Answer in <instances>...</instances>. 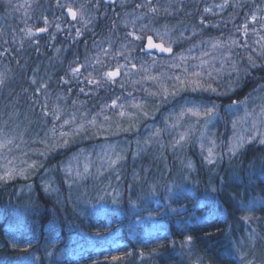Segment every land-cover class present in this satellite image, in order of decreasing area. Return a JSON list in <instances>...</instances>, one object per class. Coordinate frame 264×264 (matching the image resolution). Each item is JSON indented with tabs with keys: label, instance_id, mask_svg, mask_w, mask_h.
Segmentation results:
<instances>
[{
	"label": "trees",
	"instance_id": "trees-1",
	"mask_svg": "<svg viewBox=\"0 0 264 264\" xmlns=\"http://www.w3.org/2000/svg\"><path fill=\"white\" fill-rule=\"evenodd\" d=\"M40 1L34 0L24 13L28 20L38 24L43 23L41 8L50 14L54 8L53 4L42 5ZM262 2L258 0L254 8L243 1L240 7L221 9L215 6L223 0H182L180 16L172 15L170 8L171 15L165 14L163 9L168 5L156 3L161 9L159 15L151 14L146 21L194 26L193 21L204 17L206 24H224L233 19L242 25L257 6H263ZM206 7L212 8V12H204ZM181 18L184 20L178 22ZM192 32L189 28L184 33L191 39L174 44L175 53L191 48L196 54L203 38L227 37L232 33L229 29H204L192 36ZM18 35L22 34L14 32L7 43L0 45V50L17 49L14 40ZM173 36L180 37L178 29ZM84 38L79 43H93V38ZM36 40L38 44L33 41L30 53L34 55L36 51L37 57L30 55V59H39L40 65V58L48 55L50 49L40 42V37ZM79 47L73 53L83 63L85 57L93 55L89 53L92 46ZM139 53L140 60L151 59L155 54ZM18 69L12 68L16 76L22 75ZM19 83L32 84L29 79ZM77 83L72 81L73 89L67 98L69 102H85L79 109L97 113L101 104L116 96L121 97L122 103L129 101L126 102L130 83L124 89L117 84L98 93L91 92V85L79 84L89 95L80 93ZM262 84L264 69L252 70L239 87L217 101L225 109L233 105L232 101L249 97ZM38 85L39 81L35 86ZM37 95L32 94L29 102L17 96V101H23L25 107L33 104L38 111L42 108V96L37 99ZM22 105L17 106L24 108ZM94 142H79L58 150L47 161L46 168H58L73 151ZM206 155L195 143L166 152L151 150L139 159L129 156L122 163L125 169L122 173L119 170L118 175L112 176L110 171L99 175L92 170L80 181L69 183L56 169L58 195L45 191L39 175L31 193L20 191L19 180L0 184V264H242L241 252L248 253L247 258L254 259V264H264V145L258 141L246 143L235 156L222 153L214 157L216 163L211 165L205 162ZM188 161L192 168L187 167ZM245 216L252 219L245 220ZM252 233L255 238L250 240ZM189 235L193 237L190 245L184 243ZM106 246L113 251L98 253L99 247Z\"/></svg>",
	"mask_w": 264,
	"mask_h": 264
},
{
	"label": "rangeland",
	"instance_id": "rangeland-1",
	"mask_svg": "<svg viewBox=\"0 0 264 264\" xmlns=\"http://www.w3.org/2000/svg\"><path fill=\"white\" fill-rule=\"evenodd\" d=\"M243 1L246 4L250 3V6H253V8L255 6V3L257 4L258 2V0H239V3L240 2L243 3ZM31 2L33 3L34 0H0V45H2L5 41H8V39L14 35V32L16 33L19 32L20 34H22V35H18L20 37L14 40L15 44L17 45V49L0 50V53H3L2 55H0V73H6L7 76L4 85L0 86V138L16 137L14 144L9 146L12 149L11 151H9L8 149L0 150V174H3L5 167H13V166L24 167L25 165L21 163L22 160H28L29 162H31V160L38 159L43 164V167L40 168L38 171L34 172L29 179L17 177L14 180L0 182V184H5L7 182L19 180L21 181L20 191L25 193H31L33 191L35 179L39 175L38 180L42 183L44 189L46 185H50L51 188L54 189L53 191H49L47 193L58 195L60 194V190L57 186V181L55 177L56 169H58V171H60L63 174V177L65 176L67 183L71 181H77V182L80 181L82 178H85L87 175H90L92 173V170H96V172L99 175L108 171H110L112 176L116 174L118 175L119 170L122 173V171L125 169L122 167V163L126 159H128L129 156H131L132 160H134V159H139L142 154L148 153L151 150H156V151L162 150L164 152H166V149L171 150V147L169 146L170 141H172L174 137H177L180 132L189 130L190 125H192L190 129L191 134L189 136L188 142L184 144V146L188 147L189 143H195V145L201 149V143L203 142L205 145V148L203 150L206 151L207 147L211 146L209 144V140H215L216 147H215L214 157H217L222 153H229L228 145L233 142L235 137L237 136H243L246 138L249 137L252 134L251 132L252 121L254 118L257 119V127L259 131L264 132V123H261L258 118V114L260 111L259 106L261 104H264V84H262L249 97H247L246 106L243 103H239L237 105L226 106L224 109L221 107L220 103L217 100L219 97L225 95L221 96L213 92H191V91L182 92L180 93L179 96L175 98H169L168 103L160 104L159 111L153 112V114L148 119L141 120L139 122L138 131L134 130L132 132H119L118 134L115 135L109 134L107 132H104L99 135H92V132H94L95 129H89V132L87 134H80L79 136H76L68 147L59 148L56 151L51 152L47 156V158L33 154L34 149L43 148V145H40L38 143L34 144L32 141L45 138V133L48 132V129H50L53 126V124L56 125L57 131L59 132L61 130L59 126L60 124H62L63 121L62 120L55 121L50 115L45 117L43 115L42 108L40 109L41 111L40 110L37 111L36 109L39 108H37L33 104L27 105L25 107L24 105H22V103H24L23 101H17L18 100L17 96L29 102L30 97L32 100V94L35 95L38 94L37 99L41 94L42 98L40 100V103L42 104L45 102L46 99L45 96H50L54 102L51 100V98L47 97V100H49L47 101L49 107L52 108L58 103L62 109L63 118L67 119L74 113L77 116L78 121H80L82 118L90 119L96 113L89 112L88 111L89 109H85V110L79 109L78 107L81 106V104L73 105L72 101L69 102L68 101L69 98L67 97L70 96L71 91L73 89V86L71 85L72 82L66 85L62 83L60 80L61 77H65L66 79L69 78L66 76V73L70 71V65L75 66V64H73V61H76L78 57L75 55V53L68 52V50L69 48H72V46L74 45L76 47V42L79 43L81 39L86 36L87 38L88 37L93 38L92 50L89 52L90 54L95 55L98 52V48L94 47V42H96V44L104 48H109L111 44L110 51H114L119 48L120 44L127 43V41L125 40V34L126 32L131 31L132 28L131 26L125 28L123 21L122 22L117 21L118 23L116 22L117 16L120 17L122 13H117V12L115 13L113 11H110V13L106 12L103 8L104 6L101 0H100L101 6L99 8H95V0H89L88 11L92 16L95 17L93 23L89 24L85 29L82 28L80 23L73 21L72 24H70L71 30L69 31V33H71V35L69 34V37L71 36L72 39L69 40V43L68 40L65 41L62 40V42L60 43L61 45L60 48L59 47H56L55 49L50 48V52L48 53V55H43L42 58H40L41 63L39 65L38 64L39 59L37 61L30 59V55L37 57L36 56L37 52L35 51L34 55H32V53L30 52L31 49L33 48V41L35 40V42H37L36 39L39 37L41 33H38L34 37L29 39L24 34V32L21 31V29H25L28 27H31L33 29L40 27L39 24L36 23V20H28L27 15L24 14L26 8L30 5ZM81 3L83 2L81 1ZM166 3H168L166 4L168 5V7L170 5L169 8L171 10L172 15H176V16L181 15L180 11H182L183 9V6L181 7L182 0H166ZM231 3L235 5L237 3V0H231ZM256 9L254 11H256ZM259 9L260 11L257 12V15L258 16L264 15L263 14L264 9H262L261 7H259ZM145 11H146L145 9L136 8L134 5L133 10H129V11L126 10L125 12L134 13L135 15H140ZM150 15L151 14H149V16ZM149 16L146 18H149ZM106 17H110L113 20H110V23L108 24L107 21H105L104 19ZM38 18L40 17L38 16ZM68 18L69 20L71 19L69 16ZM146 18L143 21H137V27L139 26L140 23H149L146 21ZM124 19H132V16H129L127 18L124 17L123 20ZM183 20L184 19L181 18V20L179 19L178 22H182ZM246 20L247 19L245 18L244 23ZM248 20L249 21L247 22L249 23L250 28H256L259 30L260 28L259 24H252L250 19ZM113 22H115V26ZM197 22L193 21L194 26L179 25L177 23H172L167 25L169 26V28L172 29L171 35L172 38L177 41L176 43L182 42L184 38L173 36L174 30L178 29L180 34V32L185 33L186 31L189 30V28H192V31L195 29L196 32L202 31L204 29H209L212 31H216L217 29L218 30L229 29L232 32L230 36H233L240 40L244 39L241 33H237L235 31V28L239 26V24L234 22L233 19L227 21L229 24H227L226 27H224L223 23L215 22L209 24L207 23L205 26H203L202 30H201V25ZM213 24H219L221 25V27L219 28L212 27ZM163 25H166L164 21H162L161 23H152L151 26L163 30L162 28ZM43 26L44 23L41 27ZM77 28L81 29L83 35L78 38H75V31ZM227 37L220 36L221 39H225ZM257 38L258 37L256 35H252L250 33L249 36L247 37V42L250 46L248 49L237 48L232 50L234 53L232 59L238 61V64L241 67V69L245 67V62L241 61L240 57L242 55H246L247 52L251 51L252 47L256 46L254 44V41ZM209 40L210 38L208 39L203 38L201 41L207 42ZM21 41L23 42L22 48L20 46ZM64 46L67 47L63 49ZM199 47L200 48H198L196 54H194V52L189 53L188 51L180 52L183 53L185 56L189 57L187 61V65L189 66L190 70L192 65L199 64V59H191V57H200L208 60L211 59V56H216L217 59L211 62L215 65V67L217 68L221 67L219 53H211V56L209 57H202L203 52L205 51L211 52L210 44L204 45L200 43ZM57 49H60V51H57ZM93 49L95 50L94 53H93ZM155 54H153L151 59L148 58L144 60L145 59L144 58L143 60H140L139 56L141 55V53H139V50L137 49V51L132 54L134 57L132 62L134 61L133 63H135L137 65V69H139L141 64L146 63L147 66H151L152 58L155 57L157 60V64L154 67L150 68L151 74L160 75L161 73H163L166 76H172L183 73V64L181 68H170L169 64L172 63V57H170L169 59H165V58L157 57V55ZM253 55H255V53H253ZM257 62L260 63L261 61L258 60ZM112 63H115V61H113ZM120 63H124L123 58L120 59ZM13 67H18L19 68L18 70L22 75L17 74L16 76L14 74V71L12 73ZM137 69L131 70L132 75H130L129 77L130 80H140L143 73L138 72ZM229 72L230 69H228L227 65H225V71L222 74V76H220L219 78L213 81V87H217L219 92L227 91V82L230 78ZM33 77L38 79L40 84L46 83L48 85L47 89H42L40 93H36L34 87L37 88L39 87V85L38 86H35L33 84L21 85L19 83V81L24 79H29L31 81ZM231 78L233 79L235 78V73L231 74ZM79 79L82 80L83 77H80ZM166 82L169 84L172 83V81H166ZM81 84L82 86L85 85L84 83H80V85ZM69 88H71L70 92L68 91ZM129 88H130L129 92H132V94L135 93L134 95L137 100H147L149 102L150 107L152 106L153 101L157 99L146 96L145 92L143 91V89L145 88L156 90V85L150 80L143 81L141 84H137L135 87L131 85ZM232 92L233 91H227V94H230ZM58 96L64 97V99H60L58 101L57 100ZM126 99L127 102L128 99L130 101L132 97ZM185 100H188L197 105H205V106H211L212 104L217 105L216 114L207 123V128L205 129L204 127L203 119L197 122V118L185 117L182 121H180V125L177 128L175 129L170 128L166 130L161 135L158 141L154 139L151 143L145 145L144 144L145 138H147L155 128L164 127L165 117L168 118L169 123L175 120L176 118L175 114L180 111V108L181 106L184 105ZM245 100L246 99L240 102H243ZM108 103L110 104L111 101ZM118 103H122V102L118 101ZM17 105H22L24 106V108L18 107ZM189 106H191V103L189 104ZM245 107H247L248 111L254 110L253 116H249L245 118ZM113 111L115 110L110 111L108 109H105V112L108 115H112ZM234 121L236 122L235 127L233 126ZM102 122H103V116L98 117V123H102ZM73 127L74 125H67L64 127L63 130L71 131ZM50 135L51 134L49 133V137ZM88 141L89 142L95 141V142L89 147H87L88 144H84L77 151L76 150L73 151L68 158H66L61 162L58 168H54V167L46 168L47 161L58 150L67 149L76 145L79 142H82L83 144ZM138 141L139 144L137 143ZM16 145H19V147L17 148ZM177 149H181V148H177ZM24 153H27V155H24ZM105 153H107V155H105ZM118 153L123 155L125 158L119 161L115 166L109 167V157L111 159H115L116 154ZM9 161H11L12 163L10 164ZM85 165H88L87 172H84ZM77 172L80 173L79 176H77ZM132 176H134V174ZM132 176L130 178H132ZM114 199H115L114 201H116V198ZM253 233H252V237L254 239L255 235ZM97 251L98 253L103 252L105 254H108L111 251H113V248L107 246L99 247Z\"/></svg>",
	"mask_w": 264,
	"mask_h": 264
},
{
	"label": "snow or ice",
	"instance_id": "snow-or-ice-1",
	"mask_svg": "<svg viewBox=\"0 0 264 264\" xmlns=\"http://www.w3.org/2000/svg\"><path fill=\"white\" fill-rule=\"evenodd\" d=\"M57 6L65 9L67 15L71 18L72 21H76L81 24L82 28H87L89 24H92L95 17L90 14L88 11V0H85L83 3H76V0H68L67 3L61 4L60 0H56ZM107 3L115 4L116 0H105ZM121 6L124 5L125 0H120ZM100 0H95V8H99ZM242 6L237 0V3L233 5L231 0H223V3L216 5L217 8H226V7H240ZM136 8L145 9L146 11L141 13L140 15H135L134 13H124V17L127 18L132 16V19H124L123 24L125 28L131 26L132 30L126 32L125 40L127 43L120 44L119 48L110 51L109 48H104L96 42H94V47L98 48V52L91 56L85 57L83 63H79V58L77 57L76 61H73L75 66L70 65V71L66 73V76L69 77L66 79L65 77H61L60 80L64 84H70L72 80H77V86L79 87L80 83H84L86 85H91V92L98 93L100 90L108 89L110 90L113 86L119 84L120 88H125L127 83H130L133 87L137 84H141L143 81H152L156 85V90L151 89H143L146 96L157 98L153 101L152 106H149V102L147 100H137L133 97L132 92H128V96L132 97L130 101L127 103H118L121 97L116 96L111 100V103H104L100 105L99 111L93 115L90 119L82 118L80 121L77 120V116L73 113L69 118L65 119L62 115V109L60 105L57 103L54 107L50 108L47 103V96L45 102L42 104L43 115L45 117L52 116L53 120L60 121L62 120V124H60V131H57V127L55 124L48 129V132L45 133V138H41L39 140H33L34 144L38 143L43 145V148H36L33 150V154L47 158V156L56 151L59 148L68 147L73 139L80 134H87L89 129H95L92 132V135H99L104 132L115 135L119 132H132L134 130L139 129V122L141 120L148 119L153 112L159 111V105L168 103L169 98H175L180 95L182 92H213L218 95H227V91H234L236 87L241 85V81L249 77L251 75V70H262L264 69V15L258 16L257 12L260 11L259 6H257L256 11H253L249 17L252 24H259V30L256 28H250L249 23L246 21L242 25H239L235 28L237 33H241L244 37L243 40L235 38L233 36H229L225 39H221L220 37L210 38L209 41H200L201 44L208 45L210 44L211 52L205 51L202 53V57H209L211 53H219V59L221 61V67L217 68L211 62L217 59L216 56H211V59H203L200 57H191V59H199L198 65H192L191 70L187 65V61L189 59L188 56H185L183 53H175L173 49V45L177 42L172 38L171 32L172 29L169 26L163 25L161 30L160 28L152 27V20H149V23H140L137 27V21H143L149 14H152V17L159 15L160 6L154 5L152 0H144V2L136 4ZM170 7V5H169ZM169 7H165L163 11L171 15L169 12ZM204 12H212V8L206 7L204 8ZM59 19V18H57ZM43 27H37L35 29L28 27L25 29H21L24 34L31 39L38 33H46L49 32L50 22L47 17H43ZM227 21L224 22V27L227 26ZM115 26V22H113ZM201 30L203 26L206 25V21L204 17L200 19ZM175 27V26H173ZM212 27H221L219 24H213ZM56 31H61L60 23L55 24ZM256 35L258 38L254 41L255 47L251 48V51L247 52L246 55H242L240 57L241 61L245 62V67L241 69L238 64V61L232 59L234 53L233 49L244 48L248 49L250 46L247 42V37L249 34ZM71 35V33H69ZM196 30L194 29L192 32V36H195ZM83 35V32L80 28H77L75 31V38H78ZM180 37L184 39H191V36L184 37V33L180 32ZM49 37L52 40H55V34L49 33ZM131 38V39H129ZM7 43V41H5ZM38 44V41L36 42ZM21 48L23 47V42L21 41ZM143 52L145 55H151V50L155 49L161 53H167L172 57V63L169 64L170 68H181L183 64V73L166 76L161 73L160 75L151 74L150 68L154 67L157 64V60L155 57L152 58L151 66H147L145 64H141L139 69H137V65L132 62L134 59L133 53L137 51ZM37 51L39 48L37 47ZM60 51V49H57ZM189 53H191L192 49H187ZM255 53V55H253ZM3 53H0L2 55ZM123 58L124 63H120V59ZM261 62L258 63L257 61ZM115 61V63H112ZM179 61V62H177ZM225 65H227L229 72V80L227 82V91L219 92L217 87H213V81L222 76L225 71ZM137 69L138 72L143 73L140 80H130L129 77L132 75V71ZM87 75H84V73ZM235 73V78H231V74ZM83 77L82 80L79 78ZM207 77V79H206ZM7 79L6 73H0V86L4 85L5 80ZM166 81H172L171 84ZM31 83L36 85L38 83L37 79L33 77L31 79ZM48 85L46 83H41L39 87L35 89L36 93H40L42 89H47ZM71 91V88L68 89ZM79 92L84 93L85 95H89V92H86L84 87H79ZM64 99V97H57V100ZM73 105L80 103L81 106L85 102L83 101H72ZM191 103V106L189 104ZM239 103L247 104V98L243 102L232 101L233 105H237ZM260 111L258 114V118L261 123H264V104H261ZM105 109L115 110L112 112V115H108L105 112ZM131 109V110H130ZM217 105L212 104L211 106L205 105H197L188 100H185L183 106H181L180 111L176 113V118L174 121L169 123L167 117L164 120V127L155 128L150 135L145 138L144 144L147 145L151 143L154 139L156 141L159 140L161 135L168 129H175L180 125V121H182L185 117L197 118V122L201 119L204 120V127L207 128V123L210 119L216 114ZM253 111H248L247 107H245V118L249 116H253ZM103 116V122L98 123V117ZM67 125H74L71 131H64V127ZM127 125V126H125ZM236 122H233V126L235 127ZM192 125L189 126V130L184 132H180L177 137H174L172 141H170L169 146L175 150L177 148H182L184 144L188 142L189 136L191 134L190 129ZM114 129V130H113ZM252 134L249 137L237 136L234 138L233 142L228 145V152L230 155L235 156L241 149L245 147V144L252 143L253 141H258L259 144L264 145V132L259 131L257 127V119L254 118L252 121ZM49 133L51 134L49 137ZM16 137H4L0 138V150L8 149L11 151L12 149L9 147L14 144ZM139 144V141L137 142ZM210 147H207V155L204 157L205 162L207 164H215L216 161L213 159L215 155V140H209ZM18 148L19 145H16ZM111 147V146H110ZM163 147V145H162ZM201 148L204 149L205 145L202 142ZM27 155V153H24ZM107 155V153H105ZM125 157L121 154H116L115 159H111L109 157V167L115 166L119 161L123 160ZM11 164L12 162L9 161ZM22 164L24 167H5L3 174H0V182H5L8 180H14L17 177H22L24 179H29L30 176L43 167V164L40 160H22ZM188 168H192L193 165L191 161L187 164ZM70 171V170H69ZM88 171V165H85L84 172ZM80 173L77 172V176ZM50 185L45 186V191H53ZM215 191V189H213ZM250 210V208H249ZM245 220L252 219V217L245 216ZM249 239H253L252 236ZM193 242L192 236L185 237V244H191ZM131 255V254H129ZM248 253L241 252L239 254V259L242 264H254V259L247 258ZM114 260L118 259L117 257H113Z\"/></svg>",
	"mask_w": 264,
	"mask_h": 264
},
{
	"label": "flooded vegetation",
	"instance_id": "flooded-vegetation-1",
	"mask_svg": "<svg viewBox=\"0 0 264 264\" xmlns=\"http://www.w3.org/2000/svg\"><path fill=\"white\" fill-rule=\"evenodd\" d=\"M54 0H41L40 3H42V5H46V4H53V10L51 11L52 14H50L49 12H45L43 7L41 8V13H42V19L43 17H48V20L50 22V27H49V32L46 33H41L39 35L40 37V42H42L43 44H46L48 46V48H52L55 49L56 47L60 48V43L65 40H69L72 39V37H69V31L71 30L70 28V24H72V20L68 18L67 12L65 9H60V7L57 6V2L51 3ZM64 2H68V0H63ZM102 4H103V8L106 12L110 13V11L113 12H117V13H122L121 16H117L116 22H122L123 18H124V13L126 10H133L134 5L139 4L140 0H125V3L123 6H121V2L120 0H116L115 4H111V3H107L105 2V0H101ZM144 1V0H143ZM160 1V2H159ZM152 0L153 4L155 5L157 2L159 3H164V4H168L166 3V0ZM62 4V3H61ZM40 5V4H39ZM108 7V8H106ZM59 18V19H57ZM105 21H107V23H110V20H113L110 17H106L104 18ZM56 23H60L61 26V31H56L55 28V24ZM118 23V22H117ZM49 33H53L55 34V40L50 39L49 37ZM83 39V38H82ZM85 39V38H84ZM79 46H85V47H90L92 46V43H77L76 42V47L75 45L72 46V48H69L68 52H74L75 50H77L78 48H80ZM67 46H64L63 49H65Z\"/></svg>",
	"mask_w": 264,
	"mask_h": 264
},
{
	"label": "water",
	"instance_id": "water-1",
	"mask_svg": "<svg viewBox=\"0 0 264 264\" xmlns=\"http://www.w3.org/2000/svg\"><path fill=\"white\" fill-rule=\"evenodd\" d=\"M174 49V48H173ZM151 51H157V50H155V49H153V50H151ZM157 52H159V51H157ZM160 54H163V55H169V54H167V53H161V52H159Z\"/></svg>",
	"mask_w": 264,
	"mask_h": 264
}]
</instances>
